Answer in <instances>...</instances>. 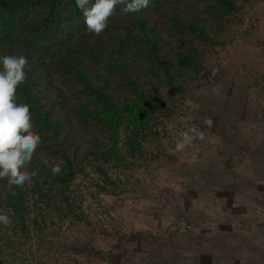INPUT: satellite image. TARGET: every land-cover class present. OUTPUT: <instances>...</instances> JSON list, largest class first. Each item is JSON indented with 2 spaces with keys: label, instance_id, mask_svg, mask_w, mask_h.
Wrapping results in <instances>:
<instances>
[{
  "label": "trees",
  "instance_id": "16d2710c",
  "mask_svg": "<svg viewBox=\"0 0 264 264\" xmlns=\"http://www.w3.org/2000/svg\"><path fill=\"white\" fill-rule=\"evenodd\" d=\"M245 4L150 0L127 14L118 6L97 36L86 31L75 0H0V56H27V81L16 94L30 104L41 137L29 166L37 176L23 187L0 179V213L11 219L0 224V264H45L53 252L83 257L84 264L105 261L80 238L82 229L124 251L127 233L97 228L74 181L92 172L102 180L93 183L99 193L113 192L111 173L145 156L143 142L158 138L159 119L192 85L213 80L203 58L234 41ZM135 235L159 242L150 232ZM147 252L158 264L159 250Z\"/></svg>",
  "mask_w": 264,
  "mask_h": 264
},
{
  "label": "rangeland",
  "instance_id": "374dc122",
  "mask_svg": "<svg viewBox=\"0 0 264 264\" xmlns=\"http://www.w3.org/2000/svg\"><path fill=\"white\" fill-rule=\"evenodd\" d=\"M236 32L203 58L213 80L192 85L159 119L158 138L143 142V158L111 173L113 192L96 190L102 180L95 173L76 177L90 221L127 233L121 253L82 229L80 238L107 258L89 264H155L152 250L160 252L158 264H264V0H246ZM193 127L203 138L178 149ZM49 255L45 264H84L65 252Z\"/></svg>",
  "mask_w": 264,
  "mask_h": 264
},
{
  "label": "clouds",
  "instance_id": "9594fccd",
  "mask_svg": "<svg viewBox=\"0 0 264 264\" xmlns=\"http://www.w3.org/2000/svg\"><path fill=\"white\" fill-rule=\"evenodd\" d=\"M84 17L86 31L99 36L107 27L108 20L118 6L124 13H140L149 6L150 0H75ZM29 61L23 51L16 55L0 56V179L7 180L9 187H23L36 176L29 170L33 155L41 143L40 135L34 130L30 104L19 102L17 88L27 81ZM215 74V70L213 71ZM215 92L216 90L213 89ZM211 127V121H206ZM183 140L177 144L182 149L194 138H203V133L190 128L182 134ZM45 160L44 164L48 165ZM53 175L61 172V167H51ZM0 224L9 226L11 219L0 213Z\"/></svg>",
  "mask_w": 264,
  "mask_h": 264
},
{
  "label": "crops",
  "instance_id": "0c3cea01",
  "mask_svg": "<svg viewBox=\"0 0 264 264\" xmlns=\"http://www.w3.org/2000/svg\"><path fill=\"white\" fill-rule=\"evenodd\" d=\"M261 18V17H260ZM262 21V20H261ZM247 56H248V53H247Z\"/></svg>",
  "mask_w": 264,
  "mask_h": 264
}]
</instances>
